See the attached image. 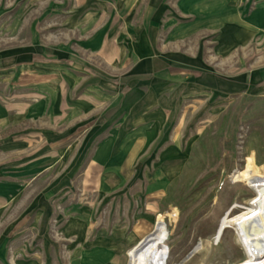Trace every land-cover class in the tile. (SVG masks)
Masks as SVG:
<instances>
[{"label":"rangeland","instance_id":"rangeland-1","mask_svg":"<svg viewBox=\"0 0 264 264\" xmlns=\"http://www.w3.org/2000/svg\"><path fill=\"white\" fill-rule=\"evenodd\" d=\"M264 66V0H0V264H237L264 96H190L170 65ZM253 57V59L251 58Z\"/></svg>","mask_w":264,"mask_h":264},{"label":"bare ground","instance_id":"bare-ground-1","mask_svg":"<svg viewBox=\"0 0 264 264\" xmlns=\"http://www.w3.org/2000/svg\"><path fill=\"white\" fill-rule=\"evenodd\" d=\"M240 177L254 195L239 214L230 218L227 212L222 216L214 240L218 241L224 230L232 227L245 254L237 264H264V165L256 162L253 153L245 157ZM168 236L166 225L158 217L152 229L127 251V264H160L158 255L163 252Z\"/></svg>","mask_w":264,"mask_h":264},{"label":"crops","instance_id":"crops-1","mask_svg":"<svg viewBox=\"0 0 264 264\" xmlns=\"http://www.w3.org/2000/svg\"><path fill=\"white\" fill-rule=\"evenodd\" d=\"M253 59V57H251ZM169 76L178 77L190 83V96L197 94L238 93L264 96V66L251 68L249 71L236 69L234 75L224 77L213 74L201 59L190 57L177 61L167 70Z\"/></svg>","mask_w":264,"mask_h":264},{"label":"water","instance_id":"water-1","mask_svg":"<svg viewBox=\"0 0 264 264\" xmlns=\"http://www.w3.org/2000/svg\"><path fill=\"white\" fill-rule=\"evenodd\" d=\"M155 232V231H154Z\"/></svg>","mask_w":264,"mask_h":264}]
</instances>
